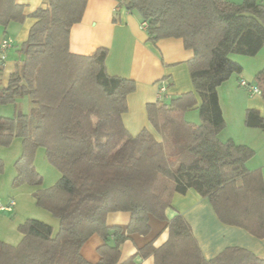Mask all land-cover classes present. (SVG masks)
Returning <instances> with one entry per match:
<instances>
[{"label": "trees", "instance_id": "obj_1", "mask_svg": "<svg viewBox=\"0 0 264 264\" xmlns=\"http://www.w3.org/2000/svg\"><path fill=\"white\" fill-rule=\"evenodd\" d=\"M88 0H48L37 9L28 40L22 44L21 68L3 85L0 63V106L28 97L29 114L0 115V147L20 138L23 152L16 163L14 187L40 186L35 156L44 149L48 162L61 174L58 182L34 193L37 205L59 220L52 225L27 219L19 225L18 245L0 240V264H140L154 256L155 264H264L252 252L229 247L206 259L191 225L181 214L169 220L175 194L189 190L208 198L219 219L264 239V179L248 162L255 151L219 138L226 127L219 87L243 66L232 55L256 57L264 48V4L259 0H127L126 7L148 23L149 41L181 39L193 51L191 81L201 103L200 123L186 119L198 104L195 93L169 103L147 105L148 119L161 139L148 129L133 137L123 123L127 98L136 90L128 78L110 75L108 49L91 56L70 50V34L83 20ZM25 6L0 0V26L24 23ZM264 99V68L255 76ZM245 125L264 132V117L248 110ZM4 162L0 159V174ZM127 212L126 230L110 227L111 213ZM168 222V240L150 242L121 262V246L131 235H148L150 221ZM98 235L100 260L82 254Z\"/></svg>", "mask_w": 264, "mask_h": 264}, {"label": "crops", "instance_id": "obj_2", "mask_svg": "<svg viewBox=\"0 0 264 264\" xmlns=\"http://www.w3.org/2000/svg\"><path fill=\"white\" fill-rule=\"evenodd\" d=\"M16 1L25 6L28 17L24 23H11L6 30L0 26V40L9 37L15 41V46L8 52L5 63L2 78L4 86L8 84L11 75L21 68L23 55L20 49L28 40L30 29L35 22L31 17L32 13L48 6V0ZM126 1L88 0L83 20L71 29L70 50L74 54L91 56L99 48H107L109 74L128 78L136 83V90L127 98L128 111L123 115V123L129 134L136 137L143 129H148L161 139L149 122L147 105L158 101L169 103L182 94L195 93L188 65L193 57V51L186 49L181 39H163L156 44L149 41L147 30L141 26L142 16L136 10H129ZM263 51L264 48L256 57H251L252 62L236 60L242 66H246L247 70L243 67L241 76H233L219 87L218 92L226 121V127L219 136L220 140L222 142L233 140L237 144L251 147L255 151V156L248 162L247 167L251 171L261 170L264 179V132L245 125L248 110H257L264 117V99L261 95L250 96L239 84L240 79L255 81V76L264 68V56H260L264 55ZM250 64H253L252 68ZM163 83L168 89L166 93L161 94ZM195 96L198 104L186 113V119L191 123L199 124L200 117L197 115L201 100L196 93ZM14 180L8 181L10 187L14 186ZM29 186L30 188L23 189L21 194H12L8 197V200H15V208L19 205V196L22 194L34 197L37 190L46 189L43 184ZM178 213L191 225L206 259L215 258L229 247L244 248L257 257L264 258V239L253 236L245 229L224 224L210 200L196 191L189 190L186 195H174L172 208L167 212L169 220ZM130 221L131 214L127 212L111 213L107 217L108 226L120 227L124 230L127 229ZM167 224L168 222L151 218V232L148 235L134 234L123 243L121 262L136 255L139 249L150 242H153L155 247L162 246L169 238ZM22 238L21 234L20 242ZM0 240L8 243L1 238ZM103 243V239L98 235L92 236L82 249L85 259L97 263L100 260L98 248ZM138 261L140 264H155L152 255L138 258Z\"/></svg>", "mask_w": 264, "mask_h": 264}, {"label": "rangeland", "instance_id": "obj_3", "mask_svg": "<svg viewBox=\"0 0 264 264\" xmlns=\"http://www.w3.org/2000/svg\"><path fill=\"white\" fill-rule=\"evenodd\" d=\"M232 1L235 3H241L242 0ZM259 1H262L264 3V0ZM260 56L262 57L264 55ZM231 58L234 61H239V59H243L247 62H252L253 60L251 59V57H245L240 55H232ZM250 65H252L250 66V68H252L253 64ZM244 70H247L246 66L244 67ZM235 76L240 77L241 75ZM241 80L245 79H240L239 84ZM248 83L255 84V81ZM30 111L31 102L28 97L20 98L14 104L0 106V115L7 118H14L17 117L19 114H29ZM22 152L23 144L20 138H15L10 146L0 147V159L4 162V170L0 174V202L4 205L8 203V197L10 195L21 194L23 192V189L28 190L30 188L29 184H24L19 187H10L8 184V181L11 179H15L17 175L16 163L19 157L21 156ZM34 162L36 169L42 176L43 187H46L47 189L54 186L60 179L61 174L55 167H53L48 162L44 149L41 148L38 150ZM27 219H37L43 221L45 223H48L49 225H52L55 230L58 229L60 223L58 218L55 217L50 211L39 207L34 197H29L28 194H22L21 196H19V205L14 208V212L7 213L6 215V212L0 211V238L5 241H8V243L12 245H15L13 243H20L21 234L19 232L18 227L19 225L23 224Z\"/></svg>", "mask_w": 264, "mask_h": 264}, {"label": "built area", "instance_id": "obj_4", "mask_svg": "<svg viewBox=\"0 0 264 264\" xmlns=\"http://www.w3.org/2000/svg\"><path fill=\"white\" fill-rule=\"evenodd\" d=\"M141 26L144 30H147L148 23L143 21ZM14 46H15V41L13 38L7 37L0 40V63L3 64L6 63L8 52L11 49H13ZM240 87L244 88L250 96L262 95L260 88L256 84H251L245 80H241ZM167 89H168L167 85L163 83L160 89L161 94L166 93ZM15 206H16V202L13 199L9 200V202L6 203V205L0 202V211L10 213L14 210Z\"/></svg>", "mask_w": 264, "mask_h": 264}]
</instances>
